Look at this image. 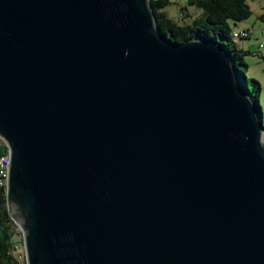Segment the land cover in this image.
<instances>
[{
	"label": "water",
	"instance_id": "obj_1",
	"mask_svg": "<svg viewBox=\"0 0 264 264\" xmlns=\"http://www.w3.org/2000/svg\"><path fill=\"white\" fill-rule=\"evenodd\" d=\"M259 101L149 0H0V140L25 264H264Z\"/></svg>",
	"mask_w": 264,
	"mask_h": 264
},
{
	"label": "trees",
	"instance_id": "obj_2",
	"mask_svg": "<svg viewBox=\"0 0 264 264\" xmlns=\"http://www.w3.org/2000/svg\"><path fill=\"white\" fill-rule=\"evenodd\" d=\"M169 3L170 0H149L156 25L167 38L178 43L190 39H205L219 43L228 52L240 85L246 88L253 100H258L260 85L253 80L255 86L251 90L245 73L247 63L244 56L248 52L242 50L232 36L236 23L246 20L251 15L247 0H188L199 13L190 22L184 21L181 24L163 11ZM180 15L189 16L184 10ZM6 151L7 147L0 140V155ZM15 235L16 225L6 204V188L5 185H0V264H25L20 262L15 253Z\"/></svg>",
	"mask_w": 264,
	"mask_h": 264
},
{
	"label": "rangeland",
	"instance_id": "obj_3",
	"mask_svg": "<svg viewBox=\"0 0 264 264\" xmlns=\"http://www.w3.org/2000/svg\"><path fill=\"white\" fill-rule=\"evenodd\" d=\"M247 3L251 9V15L246 20L237 22L234 28L241 29L248 25L249 35L245 38H237L235 41L242 50L248 52L244 56V60L247 63L245 73L249 88L253 90L255 86L253 80H256L260 85L258 101L264 126V0H247ZM182 10H184V13L189 14V16L182 17L180 15ZM163 11L171 19L180 24L184 21L190 22L199 13L196 7L188 3V0H170V3ZM14 241L16 245L15 253L20 262L25 263L22 233L17 225Z\"/></svg>",
	"mask_w": 264,
	"mask_h": 264
},
{
	"label": "built area",
	"instance_id": "obj_4",
	"mask_svg": "<svg viewBox=\"0 0 264 264\" xmlns=\"http://www.w3.org/2000/svg\"><path fill=\"white\" fill-rule=\"evenodd\" d=\"M248 31H249L248 25L241 28V29L235 28L233 33H232V36L234 39L245 38L249 35ZM263 139H264V136H263ZM8 165H9V154L6 151L5 153L0 155V185L6 184ZM15 247H16V245H15Z\"/></svg>",
	"mask_w": 264,
	"mask_h": 264
}]
</instances>
